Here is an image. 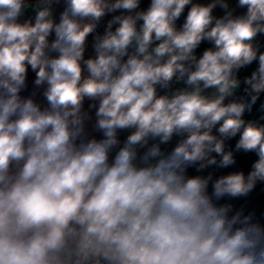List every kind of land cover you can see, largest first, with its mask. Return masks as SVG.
Wrapping results in <instances>:
<instances>
[{"label":"clouds","instance_id":"obj_1","mask_svg":"<svg viewBox=\"0 0 264 264\" xmlns=\"http://www.w3.org/2000/svg\"><path fill=\"white\" fill-rule=\"evenodd\" d=\"M0 264H264V0H0Z\"/></svg>","mask_w":264,"mask_h":264}]
</instances>
